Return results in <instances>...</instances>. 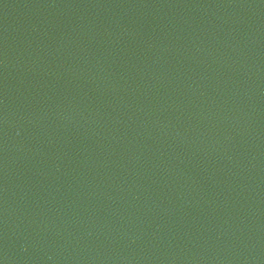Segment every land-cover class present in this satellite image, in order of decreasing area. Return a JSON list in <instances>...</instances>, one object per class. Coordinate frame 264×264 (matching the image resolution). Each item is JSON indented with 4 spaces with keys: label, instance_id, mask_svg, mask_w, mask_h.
Masks as SVG:
<instances>
[{
    "label": "water",
    "instance_id": "water-1",
    "mask_svg": "<svg viewBox=\"0 0 264 264\" xmlns=\"http://www.w3.org/2000/svg\"><path fill=\"white\" fill-rule=\"evenodd\" d=\"M0 264H264V0H0Z\"/></svg>",
    "mask_w": 264,
    "mask_h": 264
}]
</instances>
